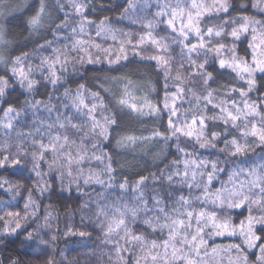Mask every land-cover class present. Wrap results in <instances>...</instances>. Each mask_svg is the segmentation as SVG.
<instances>
[{
    "label": "clouds",
    "instance_id": "1",
    "mask_svg": "<svg viewBox=\"0 0 264 264\" xmlns=\"http://www.w3.org/2000/svg\"><path fill=\"white\" fill-rule=\"evenodd\" d=\"M58 2L66 7L58 8ZM43 3L46 11L40 25L34 27L29 20L38 10V3L0 0V80H6L11 89L0 94V109L7 107V101L19 113L14 127L0 122V156H18L23 169L21 175H16L18 179H8L14 190L6 188L0 200L22 205V209L29 195L32 201L26 217L22 211L21 229L0 230V264H137L138 260L144 264L140 259L142 247L151 240L167 239L166 229L153 230L144 221L158 215L161 208L177 207L181 196L194 208L214 211L218 217L232 221L245 212L248 215L245 207L235 204L240 197L233 198L229 205L227 192L248 179L249 170L264 171V142L249 132L253 124L264 127V76L258 77L248 91L246 80L219 60L233 54L251 60L252 30L264 33V0H225L219 8L207 0L211 11L199 17L200 33L186 29V35L179 31V21L176 28L167 21L174 8L194 11L193 0H134L136 7L129 12L123 11L128 7L125 0H87L95 18H109L106 23L119 41L130 38L135 42L151 23L154 35L167 45L166 66L152 59L158 50L151 43L139 50L128 45L127 57L118 62L112 56L110 63L95 48L92 61L81 59L84 54L70 47L76 38L72 28L79 24L69 0ZM17 14L22 19L17 20ZM61 17L71 19L62 24ZM241 24H246L249 31H241L234 38L231 33ZM87 32V38L96 41L95 24L89 25ZM46 40L52 43L45 44ZM219 43L224 45L221 54L215 51ZM193 44L197 47L192 48ZM118 46L102 47H111L115 52ZM53 48H64L71 56L55 76L49 74L46 64H41V58L50 56ZM19 62L31 68L29 75L34 84L21 83L14 75L12 70ZM242 87L246 95L240 94ZM66 90L73 95L80 93L89 104L98 105L94 114L106 124V131L99 125L93 127L88 109L76 107L65 95ZM125 92L135 97L137 109L120 102ZM92 93L99 95L94 98ZM173 93L175 113L171 106H165L166 97L171 100ZM35 101L42 103L34 107ZM145 101L151 106H144ZM245 101L258 105L257 112L236 122L222 118V108L235 110L239 106L244 111ZM194 118L196 135H188L186 125ZM170 119L174 126L169 124ZM40 120L46 123L41 126ZM54 123L55 132L70 138L61 149L71 151L74 157L71 168L75 182L70 187L65 168H49L53 154L43 161L33 156L39 150L34 139L46 141L45 129ZM37 127L42 129L39 133L35 132ZM234 140L246 146L243 152L234 154ZM78 148L84 153L83 160L76 159ZM186 159L199 164L198 168L188 169L187 178ZM81 169L83 173L79 174ZM192 171L196 172L195 180L191 179ZM61 172L65 173L63 179ZM89 172L99 179L86 181ZM233 173L239 175L230 179ZM7 175L4 172L2 176ZM217 190L225 192L224 204L206 195ZM245 193L250 200L260 197L264 201L258 185H246ZM116 209L137 211L135 216L126 213L125 225L110 232ZM252 214L264 216V202L253 205ZM125 228L143 239H132ZM205 235L213 238L215 229L207 227ZM234 236L240 238V248L230 250L227 256L247 257L246 264H257L260 249L248 247L239 233ZM227 256L223 264H228ZM240 264L245 262L241 260Z\"/></svg>",
    "mask_w": 264,
    "mask_h": 264
},
{
    "label": "snow or ice",
    "instance_id": "2",
    "mask_svg": "<svg viewBox=\"0 0 264 264\" xmlns=\"http://www.w3.org/2000/svg\"><path fill=\"white\" fill-rule=\"evenodd\" d=\"M128 4L127 8H124V12H129L131 9L135 8L136 5L134 0H126ZM39 8L36 13L30 18L29 23L34 27H38L43 19V15L46 11V6L43 3V0H38ZM69 4L73 12L78 17L79 27H73L72 31L76 35V38L71 42V49L78 50L84 54L81 59L85 57L92 61L94 59L92 49L95 48L97 51L102 52L104 56L108 57L109 62H113L112 54L113 49L111 47L104 48L101 44L96 43L95 41L85 38L90 36V33L87 32V27L89 25L95 24L96 26V35L97 37L111 36V38L116 41L118 38L116 32L106 23L109 19L107 16L104 19H98L93 16V9L88 5L87 0H69ZM212 4L217 8L225 5V0H212ZM58 8L66 7L58 2ZM193 10H184L180 8H174L171 10V16L168 19V24L176 28L177 21H179L180 27L179 31L186 35V29H191L197 34L200 33L199 27V17L204 13L211 11V8L207 4V0H193L192 3ZM163 12L158 13L162 15ZM71 17L65 19L61 17L62 24H67L68 20ZM241 31L247 32L249 28L246 24H241L239 30L233 29L232 36L238 38ZM253 35L251 36L250 47L252 48L251 60L247 58L241 59L236 55L231 57L224 56L219 60L221 65H227L229 68L233 69L235 73L239 74L241 79L246 80V87L248 91L256 85L258 73H264V33H257L255 29L252 30ZM211 32V29H209ZM51 41H45V44H51ZM145 43H151V45L158 50V54L153 56L152 59L160 62L162 65L168 64V58L164 54V50L167 45L161 39L157 38L153 31L151 23H147L145 26V31L139 34L138 38L133 42L130 38L121 39L119 41V46L115 50V61H119L122 58L127 57L128 45H132L135 50H139ZM200 44L203 45V37L200 38ZM44 47V45H40ZM192 48L197 47L196 44L191 45ZM234 47V46H233ZM224 50V45L222 43L217 44L215 51L217 54H221ZM19 59V58H18ZM71 56L68 51L64 48H53L50 56L42 57L41 64L47 65V70L51 76H55L58 69L63 68V66L69 63ZM13 73L18 77L21 83L27 81L29 86L34 84L35 81L30 79L31 68L26 67L24 63L19 62L13 68ZM83 87V86H81ZM10 92L11 89L7 86L6 80H0V94L5 92ZM183 91V89H179ZM241 95H246L247 92L245 88L240 89ZM66 96H69L72 103L76 107H85L89 111V116L93 121V127L100 126L103 131H106V124H102L101 121L96 119L95 111L97 104H89L87 98L80 94H72L70 91L66 90ZM94 98L98 97V93L91 94ZM122 104H128L132 109H137L138 105L135 103V97L129 93L125 94L120 98ZM7 104L6 108L0 109L3 112V116H0V122H5L7 127H14V121L17 119L18 110L13 104ZM42 101H35L34 107ZM102 103V101L100 102ZM235 103V102H233ZM144 106H151L149 102L145 101ZM165 106H171L173 113H175L176 106V93L172 94L171 100L167 97L165 99ZM259 106L244 102V111H241L239 106H236L235 110L230 108H222L223 116L222 118L232 120L236 122L241 119L242 116L247 114L256 113ZM203 120V117H200ZM46 122L43 120L39 121V124L43 126ZM169 124L173 125V121L170 119ZM57 125L49 124L45 129L47 133V140L34 139L33 143L35 146H38V152H33V156L36 159L41 161L44 160L45 156L50 153L53 154L52 160L49 163V168L55 166L58 168H65L66 174L69 177V187L72 182H75L73 177L71 165L73 163L74 157L71 151L62 152L61 149L70 143V138L68 135H60L59 132H55L53 129ZM63 127V125H59ZM75 126V125H73ZM196 126L197 120L194 118L191 123L186 125L188 135H196ZM41 127L35 128V132L39 133ZM183 130V129H181ZM249 132L252 136L256 137L260 141L264 142V127H261L257 124H253L249 129ZM32 133L30 132L29 135ZM197 138H199L197 136ZM131 139V137H129ZM234 145V154L241 153L245 150L246 146H242L237 143L235 140L232 142ZM83 147V146H81ZM77 160L84 159V153L77 149ZM199 164L196 161L186 159L184 161V176L187 178L189 176V168H198ZM214 168L215 165L213 164ZM15 169V171H13ZM0 170L4 172L13 173L15 175H21L23 169L20 167V159L18 156L10 158L9 155L3 154L0 156ZM83 170L79 174H82ZM78 174V175H79ZM40 175V173H37ZM65 175L64 172H61V178ZM238 173H233V177L238 176ZM212 173H209V181H211ZM196 172H191V179L195 180ZM88 179H99L94 177L89 172V175L85 177V180ZM143 179V178H141ZM260 186L261 194L264 196V171H257L251 169L248 172V179L241 181L238 184H235L233 189L227 192V198L229 200V205L232 204V199L235 197H240L235 201L237 207L243 206L248 211V215L240 220L239 224L233 223L229 217H218L214 211H209L205 208H194L191 204L183 197H179L177 200V207L171 210L160 209L158 215L147 218L144 222L153 230L161 229L167 230V239L163 240H151L142 247L141 251L143 256L140 257L144 261V264H223L227 253L232 249H239V244H228V245H215L211 248V252L208 251L207 243L204 239L205 229L211 226L215 229L216 236L223 235H236L239 233L240 236L245 238L244 242L250 248H259L261 255L258 259L257 264H264V216H255L252 214V206H259L262 204V199L257 197L256 199H249V196L245 193V186ZM124 185H121L123 187ZM7 188V190H14V186L6 177L0 175V188ZM206 195L212 197L215 201H218L220 204H224L226 194L221 190H217L214 193H206ZM31 196L27 198L22 211L26 217L27 209L31 204ZM18 205H14L9 201L5 204L3 208H0V230L3 232H15L22 228L21 219L22 212L16 211ZM136 209H116L112 214V218L109 225V231H116L121 229L125 225V215L130 213L131 215H136ZM127 233H131V238L134 240H142L143 237L139 234L132 233L131 229L125 228ZM119 252V250H118ZM122 259V257H118ZM228 264H240L243 260L246 264L247 257L236 256H227ZM137 264H140L139 260Z\"/></svg>",
    "mask_w": 264,
    "mask_h": 264
},
{
    "label": "trees",
    "instance_id": "3",
    "mask_svg": "<svg viewBox=\"0 0 264 264\" xmlns=\"http://www.w3.org/2000/svg\"><path fill=\"white\" fill-rule=\"evenodd\" d=\"M34 3H38V0H34ZM125 3H126V0H125ZM25 11H27V10H25ZM19 19H22V17L19 16V14H17V20H19ZM92 34L95 35V32L93 31ZM85 38H87V37H85ZM95 42L101 44L104 47H108L110 45L119 44V39L116 41H113L110 36L107 37L106 39L103 37H97ZM92 51H93V49H92ZM115 55H116V53L113 52L112 56H115ZM152 63H156V61H152ZM260 76H264V73H258V77H260ZM3 174H4V171L0 170V175H3ZM6 178L9 180L18 179V177L13 173H8ZM5 190H6V187L4 189H0V193H4ZM5 204H6L5 201L0 200V208H3L5 206ZM14 210L22 212V205H18V207ZM0 214H2V213H0ZM246 215H247V212L244 213V216H246ZM244 216H240L238 219H235L233 221V223L239 224L240 220L244 219ZM209 231H211V229H209ZM204 239L207 243L209 252H211V248L215 245H228V244H239L240 243V238L238 236H233V235H228V234L223 235V236H213V238H211V239H209L205 235ZM209 264H211V262H209Z\"/></svg>",
    "mask_w": 264,
    "mask_h": 264
}]
</instances>
